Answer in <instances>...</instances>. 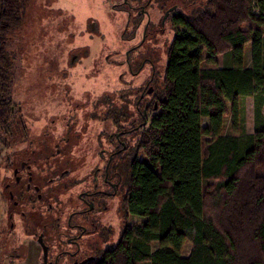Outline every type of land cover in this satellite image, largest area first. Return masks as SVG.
Masks as SVG:
<instances>
[{
	"label": "trees",
	"instance_id": "trees-1",
	"mask_svg": "<svg viewBox=\"0 0 264 264\" xmlns=\"http://www.w3.org/2000/svg\"><path fill=\"white\" fill-rule=\"evenodd\" d=\"M29 2L0 0V158L13 140L18 112L10 39L22 27ZM149 2L158 14L179 5ZM253 2L202 0L168 19L174 35L163 46L167 63L164 74L156 73L151 99L158 108L148 127L137 126L140 91L126 87L123 72L107 78L108 92L94 102L101 113L93 117L111 122L117 132L130 129L132 136L109 168L127 188L118 203V241L98 248L94 264H264V0H256L259 13ZM135 18L122 20L125 38L135 31ZM153 56L158 62L159 52ZM217 57L224 59L222 67ZM247 98L254 100L252 134L239 126ZM227 118L234 134H226ZM70 188L51 189L42 199L20 195L31 208L24 220L29 234H50L49 224L66 210L62 199L78 200ZM130 216L143 222L129 224Z\"/></svg>",
	"mask_w": 264,
	"mask_h": 264
},
{
	"label": "rangeland",
	"instance_id": "rangeland-1",
	"mask_svg": "<svg viewBox=\"0 0 264 264\" xmlns=\"http://www.w3.org/2000/svg\"><path fill=\"white\" fill-rule=\"evenodd\" d=\"M116 2L30 0L22 27L10 39L9 51L16 55L13 99L18 104V112L13 140L0 158V264H18L27 251V259L20 264H39L40 246L33 240H27L25 249L24 233L18 226L20 217L14 215L11 221L14 228L11 229L7 214L2 213L5 179L14 176L11 164L27 162L29 156L41 150L42 177H52L53 170L46 165L50 161L61 164L71 173L67 178L75 180L95 169L99 160L101 167L104 166L115 148L109 136L116 132V128L111 122L96 117L101 111L94 109V102L108 92L107 78L111 77V73L117 72L116 76L121 73L120 68L115 70L116 66L110 67L115 65L114 62L111 65L112 60L123 59L124 51L129 47L123 29L116 24L126 20L128 14L121 12L119 16L113 10ZM253 4L255 12L259 13L256 0ZM154 12L156 16L158 12ZM173 35L166 27L159 38L160 43L155 46L156 52H159V74H164L167 63L163 46ZM103 54L109 57L107 62L103 61ZM246 55L251 59L249 47L245 49ZM217 59V66L222 67L224 59ZM206 67L215 68L211 65ZM143 75L133 82L139 84ZM243 106L245 119L239 122V126L252 134L255 132L253 98H247ZM230 122L231 119L227 118L226 134H234ZM34 174L30 173L26 179L32 182ZM55 184L51 180L49 186L55 189ZM75 187L72 191L68 190L73 197L80 191L81 184ZM47 189L46 184L42 192ZM67 200L68 196L62 199L65 209L69 208ZM117 202L118 198L115 199ZM30 209L27 206L23 210L28 212ZM106 219L113 231L112 240L106 245L110 246L118 241L121 220L116 210H112ZM142 222L139 217L129 218V224ZM190 249L191 244L186 242L183 255L187 256Z\"/></svg>",
	"mask_w": 264,
	"mask_h": 264
},
{
	"label": "flooded vegetation",
	"instance_id": "flooded-vegetation-1",
	"mask_svg": "<svg viewBox=\"0 0 264 264\" xmlns=\"http://www.w3.org/2000/svg\"><path fill=\"white\" fill-rule=\"evenodd\" d=\"M200 1L202 0H179V5L169 7L167 11H164L162 18L159 17V14L155 16L153 9L157 8L154 5L151 7L149 0H117L113 7V10L119 16H121V12H126L128 14L126 20H130L132 15L136 16L134 19L136 29L131 32V36L126 37L129 41V47L124 51L123 59L120 61H115L114 59L111 65L115 63L114 66L117 69H121L123 73L120 77L123 76L125 78L126 87L140 91L136 107L142 116V121L137 123V126L141 129L148 127L154 111L158 108L157 103L152 106L153 101L151 99L154 94L156 73L158 71V62L155 61L153 56L156 51V41H160L159 38L165 33L166 27L171 31L168 19L173 18L176 14H186L191 7L197 6ZM156 17H159V19L157 20ZM116 24L119 27L121 26L119 22ZM142 25L144 26L140 31ZM150 27L151 29L149 30ZM148 34L152 38H148ZM151 39L155 42L147 41ZM146 42L152 43L146 44ZM142 49L145 50L142 51ZM107 60H109V57L103 54V61ZM143 73L141 82L139 84L134 83L133 81ZM124 134H127L125 140L122 139ZM110 136L115 148L109 155L108 161L101 167V160H99L100 163L95 169L87 171L79 179L69 180L67 176L71 173L56 162L54 167L51 165L53 167L52 177L46 178V181L43 182L45 178L40 175L42 170L39 171L41 169L42 155L37 153L29 156L27 162L11 164L14 176L5 179V191L2 195L5 206L2 213L7 214L11 229L14 228L11 223L14 215L20 217L18 226L22 227V232L24 233L23 243L25 249L27 240H33L40 246L39 264H94L98 248L106 247V235L112 229L109 223H106L108 220L106 217L109 218L112 210L118 211L121 195L127 189L123 188L120 182L109 174V168L113 156L115 154L120 155L123 148L124 150L127 149V143L132 135L130 129H125L119 132L116 131ZM100 155L103 156V153H100ZM66 163L70 164L71 161H66ZM32 172L35 173L34 178L32 182H29L26 177ZM51 180L56 182L55 189L60 187L61 191L72 186H68V184H74L81 180L80 191L76 194L78 200H67L69 208H66V212H63L61 218L51 220L52 223L49 224V227H52V229L49 235L45 237L39 233L29 234L24 227L26 212L23 210L28 205L21 204L23 202H21L20 195H26L31 199L35 198L34 196L37 194L39 199H42V193L49 195L54 193L51 190V186H49ZM46 184L48 189L42 192V187ZM69 190L72 191L73 189L70 188ZM56 192L58 191L56 190ZM49 195L45 197L48 198ZM117 198L118 202L115 203ZM72 204L73 207L71 209L70 206ZM51 208H53L52 205ZM68 209L71 210L68 211ZM8 223L6 226H8ZM40 238H42V243ZM44 246L47 248L46 256L44 254ZM27 252L20 263L27 259Z\"/></svg>",
	"mask_w": 264,
	"mask_h": 264
},
{
	"label": "water",
	"instance_id": "water-1",
	"mask_svg": "<svg viewBox=\"0 0 264 264\" xmlns=\"http://www.w3.org/2000/svg\"><path fill=\"white\" fill-rule=\"evenodd\" d=\"M40 242L42 243V238H40ZM44 254H45V256L47 254V248L45 246H44Z\"/></svg>",
	"mask_w": 264,
	"mask_h": 264
}]
</instances>
